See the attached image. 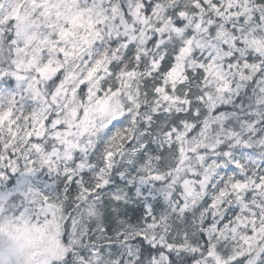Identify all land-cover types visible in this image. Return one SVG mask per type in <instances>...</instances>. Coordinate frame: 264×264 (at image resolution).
I'll list each match as a JSON object with an SVG mask.
<instances>
[{
  "label": "snow or ice",
  "instance_id": "obj_1",
  "mask_svg": "<svg viewBox=\"0 0 264 264\" xmlns=\"http://www.w3.org/2000/svg\"><path fill=\"white\" fill-rule=\"evenodd\" d=\"M0 264H264V0H0Z\"/></svg>",
  "mask_w": 264,
  "mask_h": 264
},
{
  "label": "clouds",
  "instance_id": "obj_2",
  "mask_svg": "<svg viewBox=\"0 0 264 264\" xmlns=\"http://www.w3.org/2000/svg\"><path fill=\"white\" fill-rule=\"evenodd\" d=\"M76 63H77V64H80V61L77 60ZM84 67H85V65H83V64L80 65V68H81V69H83ZM102 75H106V74H105V73H102ZM91 86L95 87V86H97V85H96L95 82H93V84H92ZM18 98H19V96H18ZM121 99H123V97H121ZM98 123H99V121H98ZM22 124H23V122H21V125H22ZM5 135H6V132H5Z\"/></svg>",
  "mask_w": 264,
  "mask_h": 264
}]
</instances>
